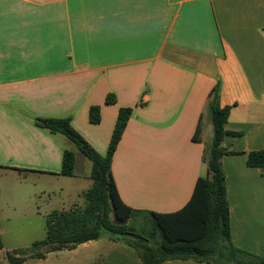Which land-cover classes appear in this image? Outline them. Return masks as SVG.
Masks as SVG:
<instances>
[{
	"label": "crops",
	"instance_id": "0c3cea01",
	"mask_svg": "<svg viewBox=\"0 0 264 264\" xmlns=\"http://www.w3.org/2000/svg\"><path fill=\"white\" fill-rule=\"evenodd\" d=\"M216 87L221 107H231L226 130L241 134L223 142L235 152L222 158L232 242L264 258V174L247 164L264 151V0H0V173L39 180L40 194L56 179V210L84 205L92 162L76 155L74 174L60 175L64 151L74 149L35 118L70 117L105 156L119 110L133 108L112 162L118 193L133 209L170 214L207 175ZM109 95L116 103L106 104ZM3 218L0 207V236ZM23 264L144 263L104 236Z\"/></svg>",
	"mask_w": 264,
	"mask_h": 264
},
{
	"label": "trees",
	"instance_id": "16d2710c",
	"mask_svg": "<svg viewBox=\"0 0 264 264\" xmlns=\"http://www.w3.org/2000/svg\"><path fill=\"white\" fill-rule=\"evenodd\" d=\"M116 103L114 95L106 104ZM213 125V138L204 154L207 175L195 185L191 199L181 210L160 214L133 209L118 193L112 175V162L120 141L133 114V108H121L105 156L100 155L72 126L70 117L35 118V124L53 135L62 134L76 143L92 162V187L84 194V205L68 210L53 211L47 218L46 237L35 241L30 248L7 252L10 264H23L29 259H41L47 253L72 250L77 246L102 239L105 235L134 248L144 264H162L170 260H193L211 264H264V258L237 248L231 238L230 204L226 177L222 166L225 155L235 154L223 147L228 132L225 125L231 107H221L218 88L208 101ZM101 108L90 109L92 124L101 122ZM201 119L195 141H200ZM247 164L258 167L264 174V151H253ZM76 154L64 151L60 175L72 176ZM24 172L27 170H18ZM3 245L0 241V249Z\"/></svg>",
	"mask_w": 264,
	"mask_h": 264
},
{
	"label": "rangeland",
	"instance_id": "374dc122",
	"mask_svg": "<svg viewBox=\"0 0 264 264\" xmlns=\"http://www.w3.org/2000/svg\"><path fill=\"white\" fill-rule=\"evenodd\" d=\"M68 140L69 147L74 149L77 157L81 156L90 162L82 155L78 145ZM46 180L49 185L46 189L50 192L40 194L42 184L39 180H24L16 174L0 173V207L4 217L3 227L7 229V234L0 236L3 245L0 264L6 263L7 252L30 248L35 241L46 237L47 218L62 205L59 194L61 184L56 179Z\"/></svg>",
	"mask_w": 264,
	"mask_h": 264
},
{
	"label": "built area",
	"instance_id": "2783aa9c",
	"mask_svg": "<svg viewBox=\"0 0 264 264\" xmlns=\"http://www.w3.org/2000/svg\"><path fill=\"white\" fill-rule=\"evenodd\" d=\"M26 1H40V0H26Z\"/></svg>",
	"mask_w": 264,
	"mask_h": 264
}]
</instances>
